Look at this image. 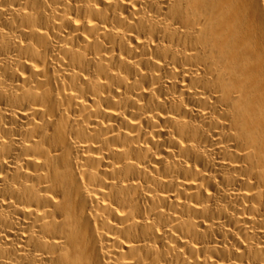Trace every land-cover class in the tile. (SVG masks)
Wrapping results in <instances>:
<instances>
[{
	"label": "bare ground",
	"instance_id": "1",
	"mask_svg": "<svg viewBox=\"0 0 264 264\" xmlns=\"http://www.w3.org/2000/svg\"><path fill=\"white\" fill-rule=\"evenodd\" d=\"M0 264H264V0H0Z\"/></svg>",
	"mask_w": 264,
	"mask_h": 264
}]
</instances>
